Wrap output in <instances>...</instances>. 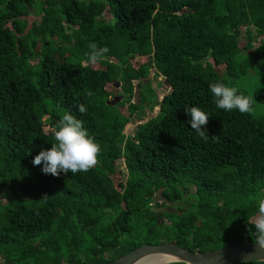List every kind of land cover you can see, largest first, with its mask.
<instances>
[{
  "label": "trees",
  "instance_id": "trees-1",
  "mask_svg": "<svg viewBox=\"0 0 264 264\" xmlns=\"http://www.w3.org/2000/svg\"><path fill=\"white\" fill-rule=\"evenodd\" d=\"M93 44L109 48L94 65ZM217 81L254 97L251 113L216 109ZM189 106L209 115L207 140ZM263 107L264 0H0V264L251 245ZM65 112L101 151L89 171L54 177L32 160Z\"/></svg>",
  "mask_w": 264,
  "mask_h": 264
},
{
  "label": "clouds",
  "instance_id": "clouds-1",
  "mask_svg": "<svg viewBox=\"0 0 264 264\" xmlns=\"http://www.w3.org/2000/svg\"><path fill=\"white\" fill-rule=\"evenodd\" d=\"M108 53V47H97L93 44L90 52L86 54L87 62L94 65L104 60ZM209 94L216 109L224 112L238 111L240 114H249L252 111L254 97L225 82L210 83ZM77 107L81 115L87 112L85 104H79ZM184 110L191 117L188 123L193 132L199 138L207 140V129L202 126L207 124L209 115L197 106H189ZM52 136L54 142L51 147L41 149L32 160L34 166H41L43 174H51L54 177L62 173L75 175L78 172H87L97 164L100 145L83 126L81 119L65 112L52 129ZM254 205L255 216L250 224L247 222L251 230L253 251L243 256L240 264H252L253 260L264 259V191L254 201Z\"/></svg>",
  "mask_w": 264,
  "mask_h": 264
},
{
  "label": "water",
  "instance_id": "water-1",
  "mask_svg": "<svg viewBox=\"0 0 264 264\" xmlns=\"http://www.w3.org/2000/svg\"><path fill=\"white\" fill-rule=\"evenodd\" d=\"M252 251V244L229 246L211 252L200 253L180 248L174 244L163 243L141 246L113 262L97 264H150L158 260L160 261L159 263L153 264L175 262L184 264H235L240 263L241 258ZM252 262L264 263V259H256Z\"/></svg>",
  "mask_w": 264,
  "mask_h": 264
},
{
  "label": "rangeland",
  "instance_id": "rangeland-1",
  "mask_svg": "<svg viewBox=\"0 0 264 264\" xmlns=\"http://www.w3.org/2000/svg\"><path fill=\"white\" fill-rule=\"evenodd\" d=\"M106 19L109 20L110 17H107ZM58 43H59V42H58ZM58 43H57V44H58ZM60 61H62V59H61ZM159 82H160V80H155V81H153V82L151 83V87H152L153 91H156ZM118 86H121V84H120V82H119L118 80H116V81H114V83H113L112 85L109 86L108 89H109L110 91H113V92L116 91V92H117V91H118ZM247 86H248V87L253 86V85H252V79L249 80V81L247 82ZM263 113H264V107L261 108L260 110H256V114H257V115H260V114H263ZM253 115H254V117H256V115L254 114V112H253ZM108 259H110V258H108Z\"/></svg>",
  "mask_w": 264,
  "mask_h": 264
},
{
  "label": "bare ground",
  "instance_id": "bare-ground-1",
  "mask_svg": "<svg viewBox=\"0 0 264 264\" xmlns=\"http://www.w3.org/2000/svg\"><path fill=\"white\" fill-rule=\"evenodd\" d=\"M160 261L158 260V261H156V262H153V263H159ZM153 263H150V264H153Z\"/></svg>",
  "mask_w": 264,
  "mask_h": 264
}]
</instances>
